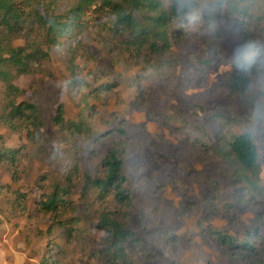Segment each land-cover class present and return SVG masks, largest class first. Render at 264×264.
<instances>
[{
	"label": "rangeland",
	"instance_id": "rangeland-1",
	"mask_svg": "<svg viewBox=\"0 0 264 264\" xmlns=\"http://www.w3.org/2000/svg\"><path fill=\"white\" fill-rule=\"evenodd\" d=\"M41 1L69 16L77 0ZM180 3L188 11L174 26L173 65L147 48L136 55L97 6L54 44L32 29L47 56L32 72L12 71L13 94L0 80V264H111L97 227L103 211L134 233L127 264H264V2L249 3L251 20L233 15L227 0ZM236 69L249 79L229 95ZM20 103L37 107L41 126H30L26 110L13 113V127L4 122ZM245 130L259 154L257 188L237 178L226 143ZM110 151L124 164L123 205L86 185L104 176ZM56 187L70 189V205L46 211ZM217 231L252 249L222 245Z\"/></svg>",
	"mask_w": 264,
	"mask_h": 264
},
{
	"label": "trees",
	"instance_id": "trees-1",
	"mask_svg": "<svg viewBox=\"0 0 264 264\" xmlns=\"http://www.w3.org/2000/svg\"><path fill=\"white\" fill-rule=\"evenodd\" d=\"M259 1L264 0H227L233 15L241 16L243 20L252 17L250 9H262ZM181 0H77L71 9L69 16L53 14L41 0H0V80L5 81L7 90L13 94L18 91L11 80L12 71L15 73H28L36 69L35 64L43 56H47V51L40 49L38 40L33 37L32 29L35 27L42 31L43 43L54 44L58 36H62L76 22L83 13L91 7L97 6L99 9L109 11L114 18L113 28L119 34L124 35L126 46L133 49L136 55L147 48L151 53L160 55L163 62L173 65L174 52L172 50V34L177 30L174 26L179 21L185 20L186 9ZM252 3V4H249ZM49 2L47 3V5ZM188 6V2H186ZM184 5V6H183ZM238 18V17H236ZM257 22V17L254 18ZM24 37L22 45L14 46L13 39ZM260 50V48H259ZM256 53L248 55L247 65H251L250 59ZM155 68V67H151ZM239 68V67H238ZM248 76L242 69H236L231 73L230 78L225 81V87L229 95L242 92ZM22 110L28 112L27 118L30 126L38 128L41 126L37 107L31 103L12 104L9 119L4 118V122H10L13 127V113H20ZM214 118L229 123V119L222 115H214ZM55 121L62 124L63 107L57 108ZM73 128L78 130L80 125L73 124ZM229 153L233 160L241 167V172L236 173L238 179L243 180L248 187L257 188L259 186V154L257 146L250 131H242L226 137ZM224 153V152H223ZM105 174L101 179L92 180L86 178L87 187H98L105 195L112 193L118 204H125L129 201L130 195L126 187L127 177L123 173V160L115 151H110L104 159ZM68 184L71 185L72 178L67 176ZM70 192L68 188L56 187L43 201L42 207L46 211H53L59 207L70 205V201L65 196ZM97 227L106 232V242L112 252L111 264H127V254L124 243L133 237L134 233L127 225L116 217L111 216L108 211H103L99 216ZM219 243L228 247L236 246V241L225 232L217 231ZM242 246L252 249L249 242H239Z\"/></svg>",
	"mask_w": 264,
	"mask_h": 264
}]
</instances>
